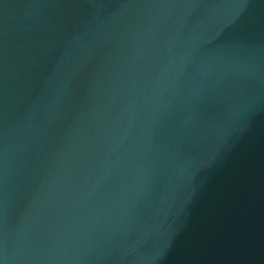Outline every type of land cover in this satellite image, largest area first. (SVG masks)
Segmentation results:
<instances>
[{
  "label": "water",
  "instance_id": "obj_1",
  "mask_svg": "<svg viewBox=\"0 0 264 264\" xmlns=\"http://www.w3.org/2000/svg\"><path fill=\"white\" fill-rule=\"evenodd\" d=\"M0 264H264V0H0Z\"/></svg>",
  "mask_w": 264,
  "mask_h": 264
}]
</instances>
